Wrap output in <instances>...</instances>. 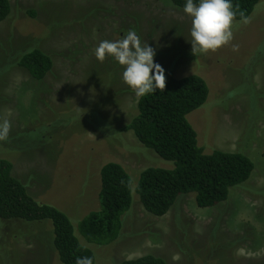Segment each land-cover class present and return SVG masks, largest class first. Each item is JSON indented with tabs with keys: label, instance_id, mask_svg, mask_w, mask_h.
I'll return each instance as SVG.
<instances>
[{
	"label": "rangeland",
	"instance_id": "1",
	"mask_svg": "<svg viewBox=\"0 0 264 264\" xmlns=\"http://www.w3.org/2000/svg\"><path fill=\"white\" fill-rule=\"evenodd\" d=\"M11 3L0 23V122H11L1 155L36 200L60 208L76 227L99 207L105 163L122 164L135 185L148 167H173L124 130L140 97L123 81L122 65L95 57L101 41L122 39L128 30L155 49L166 80L197 74L207 81V103L188 116L205 152H242L255 164L250 179L211 208H200L191 193L158 217L134 192L119 239L90 245L96 264L146 254L168 264H264V0L249 23L234 21L229 44L198 55L190 42L192 18L171 0ZM34 47L54 60L43 81L18 64ZM53 238L49 222L3 220L0 264H60Z\"/></svg>",
	"mask_w": 264,
	"mask_h": 264
},
{
	"label": "trees",
	"instance_id": "2",
	"mask_svg": "<svg viewBox=\"0 0 264 264\" xmlns=\"http://www.w3.org/2000/svg\"><path fill=\"white\" fill-rule=\"evenodd\" d=\"M171 1L178 8H184L187 2ZM262 1L231 0L237 13L235 21H242L241 12L250 18ZM194 3L198 4L199 0ZM11 12V0H0V23ZM18 64L36 81H43L54 68L51 55L39 47L24 52ZM209 95L207 81L191 74L171 76L163 92L157 89L140 97L137 113L124 130L132 131L144 147L172 162L173 167H148L140 173L135 185L122 164L105 163L100 170L99 207L86 215L77 227L57 206L36 200L27 185L14 174L13 162L1 155L0 146V222H49L60 264H76L77 257H90L96 264L90 245L106 246L119 239L124 217L133 205L134 192L146 211L158 217L165 216L182 195L195 194L200 208L215 207L227 201L233 187L250 179L255 164L245 153L220 149L206 153L199 144L197 131L188 116L203 107ZM117 264L168 263L162 256L146 254Z\"/></svg>",
	"mask_w": 264,
	"mask_h": 264
},
{
	"label": "clouds",
	"instance_id": "3",
	"mask_svg": "<svg viewBox=\"0 0 264 264\" xmlns=\"http://www.w3.org/2000/svg\"><path fill=\"white\" fill-rule=\"evenodd\" d=\"M183 11L192 18L190 42L193 54L215 52L234 38L232 27L237 13L231 0H199L198 4L187 0ZM240 16L243 23L250 22L243 12ZM232 47L234 51L238 50V45ZM155 54V49L148 43H141L135 30H128L119 40L101 41L95 48V57L99 61L103 62L110 56L124 67L123 81L137 97L157 89L163 92L166 88L165 69L155 63ZM10 130L11 122L3 119L0 122V141L8 139ZM76 264H93V261L90 257H77Z\"/></svg>",
	"mask_w": 264,
	"mask_h": 264
}]
</instances>
